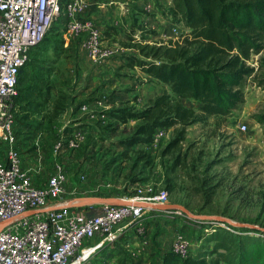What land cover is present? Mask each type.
I'll use <instances>...</instances> for the list:
<instances>
[{
  "label": "rangeland",
  "instance_id": "rangeland-1",
  "mask_svg": "<svg viewBox=\"0 0 264 264\" xmlns=\"http://www.w3.org/2000/svg\"><path fill=\"white\" fill-rule=\"evenodd\" d=\"M171 2L117 0L103 6L102 18L112 27L107 33L106 27H100L103 46L112 53L100 65L69 35V25L64 23L69 18L63 13L25 65L32 76L39 78L45 91L37 95V109L29 119L21 120L20 113H16L19 145L24 153L44 146L50 155L54 140L83 120L73 116L87 103L98 114L93 123L102 127L104 147L90 162H68L71 173L68 188L75 186L83 196L101 197L133 196L138 190L146 192L151 187L167 189L169 203L183 204L194 214L221 215L264 227V127L255 119L256 114L264 113V49L249 60L253 72L243 78L242 101L229 115L212 116L187 126L185 139L172 151L165 150L175 135L174 128L165 130L163 138L153 141L149 149L144 146L127 149L120 144L121 138L132 134L137 120L130 118L124 123L111 111L125 106L141 109L168 89L158 80L148 79L139 66L123 65L129 55L143 58L125 43L130 44V36L143 43L179 38L186 29L174 23L162 8ZM24 121L30 122L29 125ZM243 123L246 129L241 128ZM139 148L150 150L152 160L134 162ZM3 154L0 147V159ZM54 163L26 162L34 179L44 183ZM79 172L85 175L83 183L77 177ZM215 222L218 221L192 219L179 209L147 213L137 227L127 230L130 239L121 237L120 244L106 242L92 256L90 264H158L163 251L169 250L179 235L188 242L190 253L205 254L209 259L216 257L213 250L220 235L210 237V232L223 227ZM244 236L253 239L261 234L249 230Z\"/></svg>",
  "mask_w": 264,
  "mask_h": 264
},
{
  "label": "built area",
  "instance_id": "built-area-1",
  "mask_svg": "<svg viewBox=\"0 0 264 264\" xmlns=\"http://www.w3.org/2000/svg\"><path fill=\"white\" fill-rule=\"evenodd\" d=\"M62 1L0 0V147L4 149L0 161V264H69L80 259L79 264H90L92 256L106 242L120 244L121 237L130 239L127 230L137 227L147 213L168 211L151 208L170 202L167 189L152 187L146 192L138 190L133 196H122L130 202L126 204L69 205L84 196L79 188H68L71 178L68 162L56 161L42 185H36L32 168L23 162L15 131L13 98L20 71L32 49L46 38L64 13L69 18V32L87 31L85 45L94 61H101L111 53L103 46L102 30L93 19L84 16L88 0H73L65 5ZM115 2L111 0V4ZM241 128L246 129L247 125L243 123ZM164 133V129H158L154 143ZM82 139L81 128L70 137L61 135L53 144V154L58 157L68 147L78 148ZM77 177L84 182L82 172ZM138 202H147L148 206ZM94 207L100 210L90 215L89 210ZM215 224L228 229L234 226L226 222ZM169 250L186 256L190 246L179 235Z\"/></svg>",
  "mask_w": 264,
  "mask_h": 264
},
{
  "label": "trees",
  "instance_id": "trees-1",
  "mask_svg": "<svg viewBox=\"0 0 264 264\" xmlns=\"http://www.w3.org/2000/svg\"><path fill=\"white\" fill-rule=\"evenodd\" d=\"M162 8L186 31L177 39L160 38L153 43H143L130 36V44L125 43L143 58L129 55L123 65L139 66L148 79H156L168 87L141 109L125 106L111 111L124 123L130 118L137 120L132 134L120 139V144L127 149L135 146L149 149L158 129L174 128L175 135L165 150L172 151L185 139L187 126L212 116L229 115L242 101L243 78L253 72L249 60L264 49V0H172L169 6ZM135 23L134 20L133 26ZM110 29L112 27L107 26L106 33ZM25 65L14 96L15 121L17 111L21 115L19 119H29L37 109V95L45 91L39 78L32 76L31 69ZM184 98H193L199 104L198 109L184 105ZM255 119L264 127V113L256 114ZM23 123L29 125L30 122ZM138 151L134 162L152 160L150 150ZM141 151L145 155L140 154ZM249 230L261 236L249 239L244 236ZM210 233V237L220 235L213 250L216 257L209 259L205 254L192 252L182 256L164 250L158 264H264V227L231 226L228 229L218 226Z\"/></svg>",
  "mask_w": 264,
  "mask_h": 264
},
{
  "label": "crops",
  "instance_id": "crops-1",
  "mask_svg": "<svg viewBox=\"0 0 264 264\" xmlns=\"http://www.w3.org/2000/svg\"><path fill=\"white\" fill-rule=\"evenodd\" d=\"M71 1H73V0H63V5H65L66 2H71ZM88 4H89V6H88V8H86L84 16L87 18L93 19L96 26L100 30H101V28L103 29V28L107 27L104 18H102V16H103L102 9H103V6L108 7L109 5H111V0H88ZM66 17H65V19H66ZM64 23L68 24V21L66 20V22H64ZM67 32H69V30ZM69 35L71 37H73L75 40H77L78 43H80V45H83L85 47V49L88 51V49L85 45V40H86V35H87L86 30L82 31L80 34H75L73 32H69ZM88 53H89V51H88ZM109 55L101 61H97V62L94 60L93 61L97 65H100L103 61L107 60L110 57ZM96 102H97V100L93 101V103H96ZM182 102L187 107L194 108L195 110H197L199 107L198 102H196L193 98H184L182 100ZM106 107H109V106L107 105ZM99 109H101V108H99ZM96 115H98V114H96L95 111L90 109L89 104H87V103L82 104L80 109L76 112V114H74L73 117H76V119L81 118L83 120L77 121V123H75V124H77L75 127H73L70 130H67L66 132H62L61 135H65L67 137H70L77 130V128H81L83 139L79 143L78 148L73 149L71 147H68L67 151L65 153H62L58 157H56L53 154V147L50 150V155L46 154L47 150L45 149L44 146L34 148L30 151H27V153H24L20 147V149L22 151V155H23V162H25V165L28 166L26 164V162H48V161L49 162H56V161H59V162H90L91 159H95L92 157H94V155L97 154L104 147L103 146V140L101 139V137H102L101 131H103L102 127L99 128V127L95 126L93 123L95 121ZM103 115L105 116V114H103ZM73 117H72V119H73ZM98 124L101 125L102 122L98 121ZM36 134L37 135L40 134V131L37 130ZM38 139L39 138H37L36 141H38ZM54 141H56V140H54ZM53 144H54V142H53ZM3 158H4V154H3V157L0 159V161ZM35 183H36V185H42L44 183V180H41V181L35 180ZM99 210H100V207H94L93 209L89 210V214L90 215L95 214Z\"/></svg>",
  "mask_w": 264,
  "mask_h": 264
},
{
  "label": "water",
  "instance_id": "water-1",
  "mask_svg": "<svg viewBox=\"0 0 264 264\" xmlns=\"http://www.w3.org/2000/svg\"><path fill=\"white\" fill-rule=\"evenodd\" d=\"M89 203L126 204V203H130V202L121 198V197L84 196V197L77 198L76 201H74L73 203H69V205L82 206V205L89 204ZM138 204L143 206V207L148 206L147 202H138ZM151 208L153 210H157V211L179 209V210H181L182 213L186 214L187 216H189L190 218L195 219V220L226 222V223H230L231 225H234L237 227L258 228L257 225L249 224V223L236 222L230 218H227V217H224L221 215L194 214L185 205L178 204V203H167L164 205H156V206H152ZM46 210H42V211L45 212Z\"/></svg>",
  "mask_w": 264,
  "mask_h": 264
},
{
  "label": "bare ground",
  "instance_id": "bare-ground-1",
  "mask_svg": "<svg viewBox=\"0 0 264 264\" xmlns=\"http://www.w3.org/2000/svg\"><path fill=\"white\" fill-rule=\"evenodd\" d=\"M79 261H81V259L80 260H74L73 262H71L69 264H79Z\"/></svg>",
  "mask_w": 264,
  "mask_h": 264
}]
</instances>
